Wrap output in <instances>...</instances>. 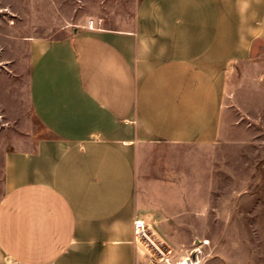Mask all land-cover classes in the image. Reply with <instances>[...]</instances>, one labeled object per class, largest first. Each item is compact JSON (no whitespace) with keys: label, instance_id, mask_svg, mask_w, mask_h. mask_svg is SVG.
Here are the masks:
<instances>
[{"label":"crops","instance_id":"obj_1","mask_svg":"<svg viewBox=\"0 0 264 264\" xmlns=\"http://www.w3.org/2000/svg\"><path fill=\"white\" fill-rule=\"evenodd\" d=\"M27 39L36 123L2 153L0 264H142L135 155L212 143L227 77L264 46V0H140Z\"/></svg>","mask_w":264,"mask_h":264},{"label":"rangeland","instance_id":"obj_2","mask_svg":"<svg viewBox=\"0 0 264 264\" xmlns=\"http://www.w3.org/2000/svg\"><path fill=\"white\" fill-rule=\"evenodd\" d=\"M140 0H0L2 153L36 128L29 110L27 39L104 18L133 24ZM142 264H264V46L227 77L215 142L155 141L135 155Z\"/></svg>","mask_w":264,"mask_h":264},{"label":"built area","instance_id":"obj_3","mask_svg":"<svg viewBox=\"0 0 264 264\" xmlns=\"http://www.w3.org/2000/svg\"><path fill=\"white\" fill-rule=\"evenodd\" d=\"M89 26L93 25V20H89L88 21ZM133 230H134V236L135 239H138L140 237H142L144 235V231H145V222L144 219L141 218H135L133 220ZM176 264V263H174Z\"/></svg>","mask_w":264,"mask_h":264},{"label":"bare ground","instance_id":"obj_4","mask_svg":"<svg viewBox=\"0 0 264 264\" xmlns=\"http://www.w3.org/2000/svg\"><path fill=\"white\" fill-rule=\"evenodd\" d=\"M176 264H191V263H189L187 261H178V262H176Z\"/></svg>","mask_w":264,"mask_h":264}]
</instances>
